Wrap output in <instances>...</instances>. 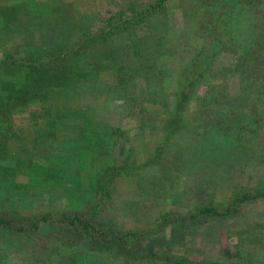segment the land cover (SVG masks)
Masks as SVG:
<instances>
[{"label":"trees","instance_id":"obj_1","mask_svg":"<svg viewBox=\"0 0 264 264\" xmlns=\"http://www.w3.org/2000/svg\"><path fill=\"white\" fill-rule=\"evenodd\" d=\"M167 1H146L141 8L131 2L125 11L110 12L102 31L94 30L95 24H80L88 20V13H75V26L82 32L74 34L67 28L66 6L71 3L78 10L82 8L79 1L0 0V232L18 238L49 235L54 245L49 256L52 264H110L101 262L105 254L126 263L193 264L185 258L173 261L148 251L142 254L139 244L155 239L168 225L185 228L203 219H228L243 205L264 200V193L236 194L225 208L211 203L172 221L165 215L162 222L142 232L122 229L103 215L118 180L139 178L140 170L154 165L158 156H162L156 166L161 174L184 169L186 154L178 148L183 145L194 151L210 132H223L218 122L221 115L229 112L235 118L256 119L258 124L264 119V36L259 33H254V44L246 49L235 46L231 38L222 41L219 35L223 32L214 37L219 43L218 56L233 58L228 59L229 67L226 60L217 61L219 76L205 84L206 93L199 96L202 101L196 103L194 112L188 111V103L204 79L198 75L201 59L196 51L189 65L179 69L173 103L171 96L160 95L159 89L172 78L174 68L156 70L159 57L167 55L156 31L176 36L178 52H169L172 60H184L191 52V36L171 29L178 19L167 18ZM255 1L262 0H197L198 10L192 18L208 20H200L192 36L202 38L216 23L227 30L222 16L210 20L211 10L240 8ZM114 40L119 43L110 47ZM108 72L115 74L113 82ZM228 72L233 75L228 77ZM144 100L160 104L161 109L148 111L140 104ZM117 102L122 105L121 126L102 118ZM23 114H28L32 133L41 140H28L33 142L31 151L18 146L27 140L15 124L16 116ZM134 126L139 130L129 131ZM153 137L161 140L160 146L153 147L149 161L139 165L132 158L131 145H142ZM38 144H47L46 151ZM20 176L39 187L50 184L62 193L79 194L82 209L58 217L50 212L28 213L21 209V204L35 200L29 197L28 184L24 196L16 189L18 184H10ZM139 182L147 181L142 177ZM3 257L0 254V264Z\"/></svg>","mask_w":264,"mask_h":264},{"label":"rangeland","instance_id":"obj_2","mask_svg":"<svg viewBox=\"0 0 264 264\" xmlns=\"http://www.w3.org/2000/svg\"><path fill=\"white\" fill-rule=\"evenodd\" d=\"M76 1H79L82 8L73 10L71 3H67L66 6L70 17L67 28L74 34L78 31L82 32L75 26V13H88L90 16L88 20H82L80 24L85 27L90 25L92 27L95 24L92 28L102 31L107 26L111 16L110 12L125 11L129 8L131 2H136L138 8H141L146 1L152 2L154 0ZM197 4V0H168L166 4L167 18L174 17L178 19L176 23L174 21L175 25H171L173 26L171 29L178 28L180 32L184 31L182 32L184 34L181 35L191 36L189 37L191 52L186 59L180 60L176 57L175 60H172L173 58L169 52L171 50L178 52L174 48L177 44L176 36L173 34L167 36V33L162 30L156 31L162 39L159 42L161 44L160 48L167 54L159 57L156 70L161 67L165 70L174 68L172 78L170 77L165 81L164 86L159 89V93L164 97L171 96L172 103L178 88L177 81H180L178 74L183 71L182 68L189 65L192 51L194 53L196 51L201 59L198 75L204 76V79L197 84L195 90L193 89L191 102L188 103V111L192 112L196 109V103L202 101L199 96L206 93L205 84L210 79H217L219 76L218 71L215 69L217 61L226 60L225 65L229 67L228 59L233 58L226 54L222 57L218 56L217 47H219V43L214 40V37L223 32L222 35H219L222 41L226 40L228 42L231 38L235 41V46L238 44L240 49H246L254 44V33L264 36V0L255 1L240 8L236 6L221 9L219 6L217 9L211 10L210 20L215 19L217 15L222 16L221 19L228 23L227 30H224L223 24L211 22L215 25H212L210 33H205L202 38L191 34L196 32V24L200 20H208L204 17L198 20L192 18L198 10L196 8ZM94 13L101 20L95 17ZM200 13L202 14L201 11ZM118 41H110V47L119 43ZM158 41L156 42L158 43ZM108 74L111 82H113L115 74L111 72H108ZM231 75L233 74L228 72V77ZM151 81L155 83L157 79L153 78ZM234 81L239 84V79ZM137 96H140V94L137 93ZM139 99L142 100L143 98L139 97ZM81 104L83 105V102ZM140 104L148 111L153 110L154 112L161 109L160 104L154 105L146 100L140 102ZM121 106V103L117 102L114 110H110L103 115L104 121L121 126ZM171 109L172 104L169 106V110ZM27 120L28 114L16 116L15 124L18 125L27 139L18 142V146L31 151L33 142L28 143V140L34 139L36 143L41 140H39L40 136L35 137L36 135H33V129ZM218 122L222 124L223 132L217 130L218 134L210 132L204 141L194 146V151L186 149L183 145L178 148V151L186 154L185 168L182 170L176 169V172L179 173H173L172 175L171 172H164L161 174V170L156 168L162 160V156H158L154 161V165L148 166V169H139L142 173L139 178L132 177L118 180L117 184L111 188V200H109L108 207H106L107 209L103 212V215L108 216L112 223L117 224L122 229L142 232L150 229L154 222H162L165 215L169 216L170 221L179 220L180 217H187L190 212L198 207L211 203L215 206L218 205L220 208H225L236 194L245 192L264 193V119L258 124L256 119L235 118L233 114L228 112L221 115ZM138 130L137 126L129 128L131 132ZM60 142H63V140ZM160 142L161 140L157 137H153V140L150 139L142 145L133 142V145H131L133 160L136 163L138 162L139 165H144L150 159L152 148L160 146ZM162 144L164 145V142ZM38 145L42 152L46 151L47 144ZM152 166H154L153 169ZM95 168L98 170L97 167ZM144 170H148L149 173ZM142 177L143 179L146 178L147 182H139ZM26 183L29 187L26 189L30 192L29 197L35 198L34 202L21 204V209H26L28 213L30 211L33 213L50 212L58 217L68 211L82 209L83 199L79 194L62 193L54 185L48 184L39 187L27 182V179L23 176L18 177L10 184H18L16 189L24 196V185ZM85 211H88V209ZM162 216L164 217L162 218ZM147 243L139 244L142 254L148 251V254L154 253L161 258L169 256L173 261L185 258L193 264H264V200L243 205L228 219H203L196 225L190 224L185 228H182L180 224L168 225L164 232ZM53 248L54 245L49 235L46 234L18 238L6 232H0V254L4 255L1 264H52L49 256ZM100 258H103L101 262H111L110 264H147L140 262L126 263L124 259H112L107 254ZM109 258L111 260L106 261ZM156 264L166 263L160 261Z\"/></svg>","mask_w":264,"mask_h":264}]
</instances>
